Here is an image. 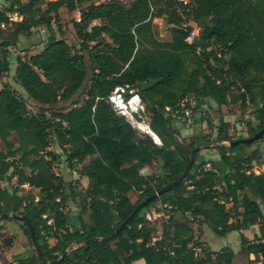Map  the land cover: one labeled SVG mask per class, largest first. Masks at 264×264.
<instances>
[{"label":"trees","instance_id":"obj_1","mask_svg":"<svg viewBox=\"0 0 264 264\" xmlns=\"http://www.w3.org/2000/svg\"><path fill=\"white\" fill-rule=\"evenodd\" d=\"M61 8L79 13L73 21L78 49L54 31ZM6 11L22 18L0 26V139L14 133L20 157L0 150V215H25L47 262L68 249L56 264H234L237 252L230 246H202L189 215L216 236L237 231L239 251L253 256L250 264H264V173L253 171L261 153L257 147L243 149L254 141L217 144L219 160H205L196 151L185 176L135 212L118 234L83 244L112 233L141 201L175 181L193 147L207 141L209 133L179 136L172 113L185 97H194L193 112L208 99L217 106L249 104L251 136L264 127V0H14L0 7V23ZM155 17L168 23L167 39L155 36ZM190 20L198 35L188 42ZM38 29L46 33L41 50L15 57L22 97L3 81L10 47ZM86 81L85 93L74 99ZM124 83L139 92L160 145L139 134L106 100L114 86ZM61 101L69 107L53 109ZM229 127L221 119L214 141L239 139L231 137ZM258 140L264 141V134ZM51 143L65 154L69 169L87 178L76 221L65 210L79 194L76 181L54 170L58 153ZM152 165L156 171L141 173ZM7 176L14 182L3 187ZM130 193L137 194L135 202ZM156 205L155 211L167 216L159 238L146 217ZM18 220L30 236L25 221ZM257 224L258 232L247 237L244 232ZM8 264L44 263L38 253H30Z\"/></svg>","mask_w":264,"mask_h":264},{"label":"rangeland","instance_id":"obj_2","mask_svg":"<svg viewBox=\"0 0 264 264\" xmlns=\"http://www.w3.org/2000/svg\"><path fill=\"white\" fill-rule=\"evenodd\" d=\"M11 1L14 0H0V7L7 8ZM21 2H26L27 0H20ZM95 3H99L101 1H107V0H93ZM130 0H123V2L128 3ZM78 12L76 10L74 11H68L65 8L59 9L57 21L54 23V31L56 34L58 33L59 36H61L63 39L66 40V42L73 48L78 49L79 48V40L75 35V31L73 28V21L75 17L77 16ZM153 24V30L155 36L160 39L164 40L167 39L169 36L168 33V23L161 18V17H155L152 20ZM61 32V34L59 33ZM46 37L45 31L38 29L34 32H32L30 35L23 38L21 44L17 46L10 47V53H9V61H10V69L3 77V81L9 83L11 87L22 97H26L25 91L15 80L14 76V65L15 57L18 56H27L30 54L37 53L42 48V43L37 42L39 40H44ZM45 41V40H44ZM37 42V43H36ZM25 52V54H24ZM87 61V58H86ZM85 85L80 88L78 91V96H76L74 99H80L82 97V94L85 93L86 85L88 82L86 81L84 83ZM26 102L29 107L36 108L35 104L31 102L29 99L25 98ZM70 102H58L53 106V109H61V108H67L69 107ZM253 107L251 105H243L241 102L236 103H228L226 105L217 106L215 103L211 100H205L204 104L192 113L191 121L192 123L187 124L184 127L187 128L185 132H179L180 137H187L189 138L196 132H200L202 135H207L209 133V136L207 137V141L200 142L199 144H196L197 150H199V153H203L205 157L209 158L210 155L216 154L217 150L215 149V146L218 142L214 141V136L216 133V127H218L220 120L223 119L224 121H227L230 123V127L228 128V132L231 133L232 138H243L251 136L249 124L251 126H254V120H253V114H252ZM145 114L148 115L146 109L144 110ZM200 117H204L205 120L198 124L196 123V120ZM178 121H175V124L182 125L181 123H184L180 118L177 119ZM250 121V122H248ZM179 123V124H178ZM183 126V125H182ZM179 129H181V126H178ZM233 130V131H232ZM187 133V134H184ZM225 145H228L229 141H223ZM51 149H53L56 153H58V160L53 164L54 170L56 172L62 173L63 177L66 181H76V186L74 187L76 191L79 192L78 196L72 202L68 203V206L65 207V210L68 211L70 214H77L78 211H80L81 206L80 204L81 199H84V188L86 187V178L75 172L74 170H71L67 167L68 163L66 161L65 154L62 153V151L58 148L56 144L51 143L50 145ZM257 147L261 153L260 159L253 162V171L255 173H264V141H254L251 146L243 145V149L248 152L251 149ZM17 148V139L14 133H11L6 140L0 139V150L4 153H7L10 155L11 158H19L20 154L16 150ZM196 153V152H195ZM80 168V167H78ZM23 169L26 172H29L28 167H23ZM155 165H152L150 167L143 168V171H148L149 173H152L156 171ZM79 171V170H78ZM142 171V172H143ZM14 177L7 176L1 182V185L3 187H9L14 182ZM130 198L132 202H135L137 200V194L136 193H130ZM261 209L264 213V202H260ZM160 207L159 205H156L155 207L151 208L148 213H146V217L149 221V226L153 227L155 230V238H159V236L162 233V227L164 223L167 221V216L163 213H157L155 209ZM188 215V214H187ZM83 219L87 222L88 221V212L84 211L82 212ZM188 219L191 223V226L194 228L196 236L199 237L201 240V244L203 247H207L206 249H213L217 250L223 246H230L232 249H235L236 256L234 258V264H250L251 259L253 256H245L243 255L238 247L240 244L239 238L240 235L237 231H232L229 235L225 237H219L216 236L207 225H198L196 222L192 220V217L188 215ZM264 225V220H263ZM259 224L254 225L253 227H250L249 230L245 231L247 234V237L252 238L255 234L254 231H258ZM244 232V233H245ZM9 240V243L7 242ZM154 240V239H153ZM53 240H51V243ZM30 253H38L39 252L34 245L32 241V236H28L24 233L23 228L21 227V221H19L15 217H6V218H0V264H8L9 262L15 260L16 258H21L24 256L29 255ZM40 257V255H39ZM41 258V257H40ZM132 264H142L141 261H135Z\"/></svg>","mask_w":264,"mask_h":264},{"label":"built area","instance_id":"obj_3","mask_svg":"<svg viewBox=\"0 0 264 264\" xmlns=\"http://www.w3.org/2000/svg\"><path fill=\"white\" fill-rule=\"evenodd\" d=\"M183 4H187L189 0H178ZM6 20L0 23L1 27H4L6 24H11L21 20L22 16L17 11H6L5 12ZM79 20V13L75 17ZM191 29L186 41H192L198 35V27L194 21L190 20ZM106 100L111 105L112 110L115 113H118L125 117V119L130 123L134 128L137 127L138 122L145 123L148 125V117L144 112V104L142 98L135 87L129 83L118 84L113 87L110 93L107 95ZM196 105L194 97H185L180 102V109L173 111L172 116L180 118L182 121L186 120V125L191 123V116L193 108ZM181 111L183 116H177V113ZM206 166H209L207 163ZM144 168V167H143ZM143 168L141 171H143ZM198 252L199 249H196Z\"/></svg>","mask_w":264,"mask_h":264},{"label":"water","instance_id":"obj_4","mask_svg":"<svg viewBox=\"0 0 264 264\" xmlns=\"http://www.w3.org/2000/svg\"><path fill=\"white\" fill-rule=\"evenodd\" d=\"M147 126V129H142L140 127H135V129L137 130V132L139 134H146L148 135L152 141L156 144V145H160L161 142H160V139L159 137L149 128L148 125ZM264 134V127L261 128L258 132H256L254 135L252 136H248V137H243V138H239V139H236V140H233V141H229L228 142V146H232V145H235V144H238V143H252L253 141H256L258 140L262 135ZM199 144V143H198ZM217 144H224V142H220V143H217ZM197 150V147L196 145L193 147L191 153H190V157H189V161L187 163V166L185 168V170L179 175V177L173 181L172 183L170 184H167L165 185L162 189L156 191L155 193H153L152 195L146 197L143 201H141L134 209L133 211L131 212V214L127 217V219H125L120 225L119 227H117L112 233H110L109 235L105 236V237H93V238H90L88 240H85L83 242V244H87L89 242H92V241H101V240H109L112 236H115L116 234H118L121 229L125 226L127 220L129 218H131L135 212H137L140 208H142L143 206H145L149 201H151L152 199L156 198L157 196H159V194L161 192H163L164 190L170 188L172 185L176 184L180 179H182L185 174L189 171L190 167H191V164H192V161H193V157H194V153L196 152ZM15 217L17 219H22L25 221L28 229H29V232H30V235L32 236V241L34 243V245L36 246L38 252H39V255L41 257V260L44 264H56L61 257H63L67 252H68V249L60 256L59 259L55 260V261H52V262H47L44 257H43V254L40 250V247H39V244L37 242V239L35 237V234L33 232V229H32V225L29 221V219L25 216V215H17V214H14V213H3L0 215L1 218H6V217ZM82 244V243H80Z\"/></svg>","mask_w":264,"mask_h":264},{"label":"crops","instance_id":"obj_5","mask_svg":"<svg viewBox=\"0 0 264 264\" xmlns=\"http://www.w3.org/2000/svg\"><path fill=\"white\" fill-rule=\"evenodd\" d=\"M26 36H20V40H19V42H18V45L19 44H21V42H22V40H23V38H25ZM39 41H41V40H39ZM39 41H37V42H39ZM36 42V43H37ZM16 65V64H15ZM15 65H14V67H13V69H15ZM176 121H178V120H176ZM179 124V123H178ZM182 125H177V124H175V127L178 129V131L179 132H185V130L187 129V128H185L184 127V124L185 123H181ZM178 126H181L182 128L181 129H179V127ZM185 126H186V124H185ZM185 129V130H184ZM184 134H187V133H184ZM199 155H201L202 157H203V159H205V160H219V155H216V154H212V155H210V157L209 158H207V157H205V155L203 154V153H199ZM147 168L148 166H144V168ZM141 171V170H140ZM141 173H143V174H148L149 172L148 171H141ZM85 177V176H84ZM86 178V177H85ZM86 183H87V178H86ZM87 185V184H86ZM76 214H74V221H76ZM255 233H257L258 231L256 230V231H254ZM245 235L247 234L246 232L244 233ZM247 236V235H246Z\"/></svg>","mask_w":264,"mask_h":264},{"label":"bare ground","instance_id":"obj_6","mask_svg":"<svg viewBox=\"0 0 264 264\" xmlns=\"http://www.w3.org/2000/svg\"><path fill=\"white\" fill-rule=\"evenodd\" d=\"M136 126L142 128V129H145V130L147 129L146 124H145V123H142V122H138V123L136 124Z\"/></svg>","mask_w":264,"mask_h":264}]
</instances>
